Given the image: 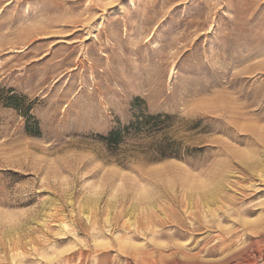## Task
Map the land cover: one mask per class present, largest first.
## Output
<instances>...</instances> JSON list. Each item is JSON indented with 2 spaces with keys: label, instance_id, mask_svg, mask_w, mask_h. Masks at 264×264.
<instances>
[{
  "label": "rangeland",
  "instance_id": "1",
  "mask_svg": "<svg viewBox=\"0 0 264 264\" xmlns=\"http://www.w3.org/2000/svg\"><path fill=\"white\" fill-rule=\"evenodd\" d=\"M0 85V264H264V0H0ZM143 110L180 158L109 154Z\"/></svg>",
  "mask_w": 264,
  "mask_h": 264
},
{
  "label": "trees",
  "instance_id": "2",
  "mask_svg": "<svg viewBox=\"0 0 264 264\" xmlns=\"http://www.w3.org/2000/svg\"><path fill=\"white\" fill-rule=\"evenodd\" d=\"M136 102L142 101L136 98ZM0 107L13 108L26 119L27 124L34 122L39 133V124L31 114L29 99L12 88L0 85ZM177 117L170 114H151L143 110L134 115L127 125H118L100 140L109 154L123 166L134 160L160 162L181 157V146L176 141ZM201 124L193 123V129Z\"/></svg>",
  "mask_w": 264,
  "mask_h": 264
},
{
  "label": "bare ground",
  "instance_id": "3",
  "mask_svg": "<svg viewBox=\"0 0 264 264\" xmlns=\"http://www.w3.org/2000/svg\"><path fill=\"white\" fill-rule=\"evenodd\" d=\"M208 217H209V216H208ZM201 224H202V221H201ZM201 224L199 225L200 228H202V225H201ZM135 227H136V226H135ZM196 229H197V228H193L194 231H195ZM188 245H189V244H188ZM181 263H182V262H181ZM182 264H203V263H198V262H194V263H193V262H192V263H190V262H189V263H185V262H183Z\"/></svg>",
  "mask_w": 264,
  "mask_h": 264
}]
</instances>
